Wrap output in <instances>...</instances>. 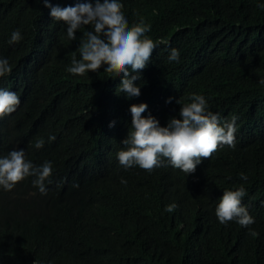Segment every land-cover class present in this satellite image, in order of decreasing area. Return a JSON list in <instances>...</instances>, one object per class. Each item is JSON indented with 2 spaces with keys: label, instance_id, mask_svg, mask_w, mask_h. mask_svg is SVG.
I'll list each match as a JSON object with an SVG mask.
<instances>
[{
  "label": "trees",
  "instance_id": "1",
  "mask_svg": "<svg viewBox=\"0 0 264 264\" xmlns=\"http://www.w3.org/2000/svg\"><path fill=\"white\" fill-rule=\"evenodd\" d=\"M77 2L49 0L60 6ZM121 6L129 25L143 20L151 26L146 35L158 44L151 58L166 69L168 80L189 74L187 86L202 87L211 111L235 115L252 132L264 134L258 82L264 79V0H121ZM49 11L43 0H0V56L11 65L10 74L0 79L22 96L19 109L0 118V155L23 148L34 164L51 161L53 169L46 194L31 176L11 190L0 188V264H46L49 259L55 264H264V203L256 184L245 186L251 183L248 177H264V138L241 139L227 146V154L203 158L187 175L169 167L162 168L163 175L148 174L164 189L184 184L181 227L169 226L156 209L136 214L131 205L116 206L96 183L80 177L75 165L66 171L80 148L74 104L98 116L109 98L99 104L95 97L119 75L102 64L83 75L66 71L72 55L79 58L83 34L91 26L78 29L70 43L64 22L53 20ZM16 28L23 39L9 44ZM173 47L180 52L179 62L165 58ZM56 87L55 106L42 116ZM171 97L168 107L178 93ZM187 98L183 102H190ZM40 139L44 145L36 148ZM113 173L107 169L105 178ZM241 185L255 218L251 232L221 225L213 216L219 192ZM139 186L150 194L148 186ZM261 191L264 195V187ZM194 213L201 218L192 219Z\"/></svg>",
  "mask_w": 264,
  "mask_h": 264
},
{
  "label": "clouds",
  "instance_id": "2",
  "mask_svg": "<svg viewBox=\"0 0 264 264\" xmlns=\"http://www.w3.org/2000/svg\"><path fill=\"white\" fill-rule=\"evenodd\" d=\"M43 4L50 9L49 15L53 20L64 22L70 43L77 38L78 29L91 26L83 34L79 58L73 54L66 71L83 75L102 64L104 69H111L114 75H119L95 97L99 104L104 98H109L102 104L103 110L98 116L92 115L85 105L74 104L80 122V148L65 165L66 171L70 164L75 165L77 174L88 182L96 183L95 187L116 206L120 203L124 208L131 205L136 214L156 209L169 226H183L179 216L184 203V184L179 189L172 185L164 189L148 174L163 175L165 170L162 168L169 167L187 175L202 164L203 158L227 154V146L248 137L254 140L264 138V134L252 132L240 124L235 115L220 116L218 112L211 111L202 87L187 86L192 81H187L189 74L168 80L164 73L166 69L155 65L151 58L153 50L158 47L146 35L151 26L143 20L129 25L121 0H81L67 6L43 0ZM22 39L21 30L16 28L11 31L8 43ZM179 56V50L173 47L165 58L179 62ZM10 72L8 58L0 56V77ZM5 80L0 79V118L17 111L22 97L18 90L6 85ZM258 82L262 88L261 99L264 100V79ZM57 89L51 97L54 100H50L53 102L49 101L43 107L46 110L42 116L48 115L55 106ZM176 92L178 98L168 107V102L173 99L171 96ZM36 96L35 90V100ZM185 97L190 102H183ZM170 114L172 116L165 123ZM54 139L55 136L49 137V140ZM43 145V139L35 142L36 148ZM107 169L114 173L106 179ZM52 171L51 161L34 164L26 157L23 148H13L7 155H0V188L11 190L16 182L31 176L36 189L46 194L45 181ZM255 177H248L251 183L245 186L250 188L256 184L264 203L261 191L264 177ZM240 178L247 180L243 173ZM139 185L148 186L150 194ZM243 185L219 192L213 205V216L221 225L251 232L255 218L247 210L250 204L244 202L246 188ZM190 217L195 220L201 218L196 213ZM92 235L90 231L88 236ZM238 248L248 252L243 246ZM64 251L57 253L63 254ZM62 262L66 263L64 259ZM46 264L55 262L49 259ZM69 264H75V261Z\"/></svg>",
  "mask_w": 264,
  "mask_h": 264
}]
</instances>
